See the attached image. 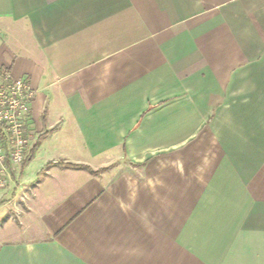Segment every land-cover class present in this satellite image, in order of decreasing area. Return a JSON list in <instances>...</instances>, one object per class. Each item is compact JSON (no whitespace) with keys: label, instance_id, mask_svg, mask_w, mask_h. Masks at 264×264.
<instances>
[{"label":"crops","instance_id":"obj_1","mask_svg":"<svg viewBox=\"0 0 264 264\" xmlns=\"http://www.w3.org/2000/svg\"><path fill=\"white\" fill-rule=\"evenodd\" d=\"M0 66L35 91L0 264H264V0H0Z\"/></svg>","mask_w":264,"mask_h":264},{"label":"built area","instance_id":"obj_2","mask_svg":"<svg viewBox=\"0 0 264 264\" xmlns=\"http://www.w3.org/2000/svg\"><path fill=\"white\" fill-rule=\"evenodd\" d=\"M34 97L26 79L0 66V193L11 189L20 192L8 202L16 210L26 203L27 192L32 189L21 182L19 169L31 146L26 119Z\"/></svg>","mask_w":264,"mask_h":264},{"label":"rangeland","instance_id":"obj_3","mask_svg":"<svg viewBox=\"0 0 264 264\" xmlns=\"http://www.w3.org/2000/svg\"><path fill=\"white\" fill-rule=\"evenodd\" d=\"M20 180H21V182L23 181V183H24V178H23L22 176H21ZM30 186H31V185H30ZM29 192H30V191L27 192V195L29 194ZM15 196H16V195H14V197H15ZM9 201H10V198L7 199V201L5 200L4 202H3V201H2V202H3V204H5V203L7 204ZM8 205H9V208H10V209L15 208V207L12 206L10 203H9ZM27 207H28V205H26L25 202H22V203H21V206H20V210H21V209H25V208H27ZM18 211H19V210H18Z\"/></svg>","mask_w":264,"mask_h":264},{"label":"trees","instance_id":"obj_4","mask_svg":"<svg viewBox=\"0 0 264 264\" xmlns=\"http://www.w3.org/2000/svg\"><path fill=\"white\" fill-rule=\"evenodd\" d=\"M33 153H34V149L31 151V153H30L29 156L26 158V160L24 161L23 164H25L27 161L30 160V158L32 157Z\"/></svg>","mask_w":264,"mask_h":264}]
</instances>
